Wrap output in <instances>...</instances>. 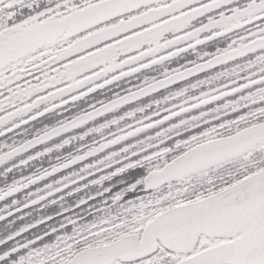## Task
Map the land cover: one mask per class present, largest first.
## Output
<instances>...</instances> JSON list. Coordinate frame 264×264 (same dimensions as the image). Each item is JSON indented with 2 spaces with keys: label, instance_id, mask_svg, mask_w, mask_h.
Returning <instances> with one entry per match:
<instances>
[{
  "label": "snow or ice",
  "instance_id": "1",
  "mask_svg": "<svg viewBox=\"0 0 264 264\" xmlns=\"http://www.w3.org/2000/svg\"><path fill=\"white\" fill-rule=\"evenodd\" d=\"M4 163L0 264H264V0H0Z\"/></svg>",
  "mask_w": 264,
  "mask_h": 264
},
{
  "label": "trees",
  "instance_id": "2",
  "mask_svg": "<svg viewBox=\"0 0 264 264\" xmlns=\"http://www.w3.org/2000/svg\"><path fill=\"white\" fill-rule=\"evenodd\" d=\"M8 163H4L3 165H0V171L3 170V168L8 167ZM6 181H4L3 179H0V183H4ZM21 193H17L16 197H10L9 199H13V198H20L21 197ZM4 203H8V201H0V206H2ZM6 228V224H0V231H3V229Z\"/></svg>",
  "mask_w": 264,
  "mask_h": 264
}]
</instances>
